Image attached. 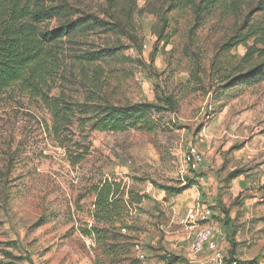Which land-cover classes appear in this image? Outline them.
Listing matches in <instances>:
<instances>
[{
    "label": "rangeland",
    "instance_id": "obj_1",
    "mask_svg": "<svg viewBox=\"0 0 264 264\" xmlns=\"http://www.w3.org/2000/svg\"><path fill=\"white\" fill-rule=\"evenodd\" d=\"M43 1L65 5L69 21L84 14L110 21L106 17L116 14L132 28L130 34L96 31L83 40H65L43 87L50 96L81 101L93 91L116 104L162 105V97L172 95L177 112L154 114L155 128L149 133L89 132L76 124L55 138L46 128L51 115L40 98L19 86L1 94L0 248L9 245L13 256L22 257L17 264H110L107 243L82 231L94 224L92 187L115 179L124 189V200L130 202L131 192L133 201L128 214L133 228L127 232L132 240L118 257L121 264H213L210 251L191 252L196 233L180 225V195L162 190L179 187L177 168L188 147L195 146L210 152L213 171L224 187L231 173L252 172L244 176L237 198L232 200L228 191L225 197L235 206L246 200L235 220L238 258L264 264V170L258 164L264 158L259 150L264 148V81L225 89L213 73L218 66L225 69L230 57L239 60L247 52L240 45L220 54L243 18L235 21L217 12L191 31L188 9L170 13L167 23L139 13L150 0H119L116 11L105 0ZM126 10L131 12L128 20ZM56 27L54 19L41 29ZM104 48H117L116 58L82 68L75 58ZM218 55L220 61L213 62ZM246 145L253 150L251 160ZM86 147L89 154L73 166L70 156ZM234 166L237 170L230 173Z\"/></svg>",
    "mask_w": 264,
    "mask_h": 264
},
{
    "label": "trees",
    "instance_id": "obj_2",
    "mask_svg": "<svg viewBox=\"0 0 264 264\" xmlns=\"http://www.w3.org/2000/svg\"><path fill=\"white\" fill-rule=\"evenodd\" d=\"M110 6L118 9L119 0H105ZM188 9L191 13L193 26L191 31L205 25L217 12L225 18L232 17L235 21L243 18L239 28L220 48V54H228L240 45L247 47V52L239 60L232 57L226 67L214 69L220 88H231L234 85H255L264 81V0H150L139 10L141 14L157 15L163 23H167L170 13ZM120 10H125L120 8ZM124 16L131 18L130 10L123 11ZM65 5L47 6L43 0H0V95L17 86L23 91L40 98L44 108L51 115V126L47 130L58 138L64 130L69 131L74 125L89 132L121 133L126 131L152 132L155 125L154 114L177 112L174 96L162 97V105L140 102L134 104H116L107 98L91 91L81 101H72L62 96H50L43 88L46 87L49 75L53 72L61 45L64 41L83 40L90 33L118 32L130 34L132 29L117 15H109L108 20L84 14L74 20H68ZM56 19L58 27L52 31H43L41 26ZM160 35L159 37H161ZM248 43H252L248 46ZM117 48H104L86 51L76 56V60L85 66L100 62H109L117 56ZM220 56L214 59L220 61ZM235 63H230V62ZM215 68V65L212 67ZM197 78V75H194ZM72 142V140H70ZM63 142L60 146L63 147ZM89 154L86 147L80 154L70 156V163L75 166ZM239 172L231 173L228 181L239 176ZM192 182L177 188L162 187L167 194L178 196L190 188ZM121 183L115 179H104L92 187L95 196L92 219L94 224L82 234L104 244L108 252L110 264H121L118 259L125 253V244L132 239L127 234L132 231L128 214L132 204L124 200L125 193ZM264 189V184L263 188ZM226 214V213H225ZM126 230L123 234L122 230ZM231 245L234 242L231 241ZM11 247L0 248V264H17L22 257H15L9 251ZM255 260V259H253ZM253 260H240L234 252L224 259L225 264H253ZM137 264V261H132Z\"/></svg>",
    "mask_w": 264,
    "mask_h": 264
},
{
    "label": "crops",
    "instance_id": "obj_3",
    "mask_svg": "<svg viewBox=\"0 0 264 264\" xmlns=\"http://www.w3.org/2000/svg\"><path fill=\"white\" fill-rule=\"evenodd\" d=\"M246 146L248 149V145ZM198 150L204 155L202 165L197 174H191L187 178L190 182H192V185L190 188L180 194L176 208L182 211L183 209L186 210L188 207H191L197 203H201L209 207L212 212L211 224L214 228L213 241L216 243L217 248L222 251L225 258L230 256L232 252H234V256L238 258V250L240 245L236 239L237 232L234 233L237 228L235 220L236 214L243 212L244 208H246V200L241 201L240 206H235L232 204V200L237 198L242 192L240 186H244L242 183L245 178L244 176L250 175L252 172L247 171L245 174H240L236 179L232 180L228 185H226L228 189L224 191L223 189L226 187L221 185V180H217V176L213 171L214 166L210 160V152L203 151L202 149ZM259 150L264 152V148ZM252 151V149H248V154L246 157L247 159L248 156H251L250 154ZM258 164H260V168L264 170V158H262V161H258ZM236 170L237 167L234 166L232 169H230V173ZM260 177L261 185L263 186L264 173L261 172ZM224 184H226V181ZM227 191L230 195L232 194L231 201H228V199L225 197ZM184 210L179 222L184 215ZM194 230L196 233L198 226H196ZM236 231H238V228ZM231 241L234 242V245H231ZM205 250L209 251L207 248H205Z\"/></svg>",
    "mask_w": 264,
    "mask_h": 264
},
{
    "label": "built area",
    "instance_id": "obj_4",
    "mask_svg": "<svg viewBox=\"0 0 264 264\" xmlns=\"http://www.w3.org/2000/svg\"><path fill=\"white\" fill-rule=\"evenodd\" d=\"M251 158V156H248L249 160H251ZM203 159L204 155L195 146L188 147L176 171L180 186L186 184V179L189 175L199 172ZM211 217L212 212L210 208L204 204L197 203L185 210L180 224L190 231L198 226L196 236L191 245V252L193 255H198L207 248L212 253L213 264H225L224 255L218 250L216 243L213 241L214 228L211 224Z\"/></svg>",
    "mask_w": 264,
    "mask_h": 264
}]
</instances>
